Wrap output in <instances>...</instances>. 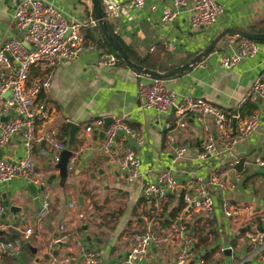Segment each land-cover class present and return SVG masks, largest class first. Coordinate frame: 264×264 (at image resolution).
<instances>
[{
    "label": "crops",
    "instance_id": "0c3cea01",
    "mask_svg": "<svg viewBox=\"0 0 264 264\" xmlns=\"http://www.w3.org/2000/svg\"><path fill=\"white\" fill-rule=\"evenodd\" d=\"M49 1L66 8L72 22L91 21L94 11L92 0H67L73 3L72 8H67L61 0ZM108 1L111 0H103L104 6ZM113 1L121 5L120 16L109 19L114 30L141 55L153 51L160 42L166 48L167 42H175L174 50L167 48L172 53L170 64L185 58L189 60L224 28L248 30L249 25L264 20V0H219L224 7L223 15L214 24L201 28L192 27L190 23L196 0H188L171 26L163 24L161 17L169 0H146L143 7L135 6L134 0ZM17 5L18 0H0V47L7 38L21 33L14 18ZM85 17L88 19L84 20ZM240 38L225 37L214 51L190 69L165 78L166 85L179 94V101L182 95L192 94L239 112L240 106L249 100L246 96L255 78L264 75V41L261 40L254 56L231 67L221 64L219 54L235 49ZM100 53L96 45L92 48L88 46L79 57L58 64L52 75L50 90L41 93L53 106L46 125L59 129V137L66 142V147L73 140L70 148L72 155L79 152L78 161L73 169L68 168L66 180L55 176L52 182H48L52 174L59 172V168L41 152L39 144L34 146L37 172L51 190L52 211L38 230L39 235H32L24 241L30 251L22 247L17 264H74L65 259L69 254L77 253L79 247L73 237L57 240L63 231L62 223L71 235L83 236V244L100 253L99 264H112L125 255L133 232L143 223L144 217L152 216L151 201L143 194V186L155 180L162 169H171L175 173L180 188L169 193L163 202L161 217L167 233L161 232V240L151 243V257L142 264H174L178 243L177 238L169 234L173 219L171 211L179 205L180 193L193 191L199 177L209 180L213 168L220 172L228 171L235 183L232 189L209 185L217 206L223 198H229L248 206L254 213H264L262 170L244 163L248 172L236 181L235 169L229 165L233 156L245 162L264 151L263 102H258L261 108L260 126L246 140L236 144L232 153L202 158L199 153L206 140V128L218 131L213 119L206 117L200 120L191 115L186 125L181 126L177 123L174 107L168 113H162L155 107L144 106L138 90L139 82L151 81L153 77L119 62L115 65L103 64L99 61ZM43 70L42 66H35L31 72L32 79L40 77ZM122 114H127L131 124L144 134L142 143L134 138L126 141L142 160L140 173L132 180L101 150L97 142L99 131L85 130L87 123L96 117ZM68 121L78 124L72 139ZM5 146L4 158L16 160L26 152L21 133L15 134ZM182 146L187 149L178 157ZM30 183L24 178L15 177L0 184V190L7 193L11 203L23 206V210L17 212V218L6 206L2 218L9 227L4 229L3 235L9 234L10 229L17 230L18 226L25 227L35 222L39 206L35 207V196L28 188ZM81 193L85 196L86 206L78 200ZM75 199L79 204L71 207L70 203ZM181 211H177V215ZM78 212H83L85 216L79 218ZM184 214V221L192 232L197 234V230L205 226L202 225L206 218L204 213L192 210ZM82 224H87L88 228ZM31 246L37 248L36 253ZM248 250L249 247L245 245V253ZM161 252L163 257L158 258ZM36 254L42 256L41 260H37ZM3 258L0 251V264H9ZM229 261L230 258L226 260L224 255L221 257V264H229Z\"/></svg>",
    "mask_w": 264,
    "mask_h": 264
},
{
    "label": "built area",
    "instance_id": "2783aa9c",
    "mask_svg": "<svg viewBox=\"0 0 264 264\" xmlns=\"http://www.w3.org/2000/svg\"><path fill=\"white\" fill-rule=\"evenodd\" d=\"M146 0H134L137 7H143ZM188 4V0H169L162 12V21L166 26H171ZM105 13L108 19L117 18L121 14V5L113 0L106 2ZM224 13V7L219 0H196L194 13L190 17L192 27L201 28L214 24ZM14 18L20 35L7 38L0 47V147L11 141L13 136L21 133L24 139L26 152L20 158L13 160L0 158V184L15 177L24 178L34 182L39 188L40 204L37 209L35 222L28 226H18L19 235L15 238H6L0 234V251L19 252L23 243L32 235H39L44 220L52 211L51 190L37 172V164L33 155L36 144L41 146V152L56 163L61 156V151L66 147V142L59 137V129L47 126L53 106L42 92H48L55 67L66 61L79 57L90 46L86 35V21H70L66 10L49 0H20ZM91 21H96L92 18ZM71 31L67 34L68 29ZM238 45L231 51L219 54L223 66L231 67L247 57L254 56L259 49V40L251 37H242ZM169 50H174L176 43H166ZM99 61L107 65L118 63V56L114 52L101 51ZM44 68L38 78L32 79L31 72L35 66ZM139 94L144 98V106L155 107L162 113H168L174 107L177 123L185 126L187 118L195 115L200 120L211 117L217 127V132L206 128V140L199 155L208 156L228 155L240 141L246 140L261 123V108L254 112L242 115L238 111L228 110L212 101L192 94H179L166 85L165 78L153 77L151 81H140ZM247 99L264 103V75L257 76L249 89ZM3 116H8L3 119ZM237 118V130L231 132L233 118ZM104 121L103 117L90 120L85 126L87 132L100 130ZM129 138L137 142L144 141L143 132L131 124L127 114L114 115L112 122L105 128V134L100 142L101 150L117 163L122 171H126L129 179L136 178L140 173L142 162L139 153L133 146L126 143ZM187 147L182 146L177 156H181ZM78 153H74L68 163V168L73 169L78 161ZM241 160L233 156L229 160L231 168L235 169V179L239 181L244 173L237 169ZM255 165L262 170L261 185L264 189V151L256 154L243 164ZM151 171V168H149ZM221 189H232L234 181L229 177V172H220L213 168L209 180L199 177L193 191L184 194V207L172 219V237L177 238L178 250L174 264H221L224 255L229 264H264V213H254L248 206L240 205L229 198H223L217 206L210 186ZM180 188V181L171 169H162L155 180L146 182L143 194L151 201L152 216H145L138 229L133 232L132 241L124 256L112 264H142L150 259V245L160 241L161 232L167 233L162 222L161 212L163 202L169 193ZM78 200L71 201V207H77ZM2 191L0 190V229L9 227L2 215L6 211ZM197 210L206 215L204 225L207 227L210 239L214 233H221L216 239L217 245L206 246L200 241L199 236L192 232L184 221V212ZM218 210V211H217ZM220 211V213H219ZM79 218L84 217L83 212H78ZM231 224L237 231L235 238L227 234V226ZM57 240H67L73 237L79 251L69 254L65 260L74 264H99L101 255L96 250L85 246L76 234L71 235L64 229ZM244 227L243 230L241 228ZM198 231V230H197ZM166 238V237H165ZM245 245L249 247L245 253ZM227 247L231 248L228 254Z\"/></svg>",
    "mask_w": 264,
    "mask_h": 264
},
{
    "label": "water",
    "instance_id": "95a60500",
    "mask_svg": "<svg viewBox=\"0 0 264 264\" xmlns=\"http://www.w3.org/2000/svg\"><path fill=\"white\" fill-rule=\"evenodd\" d=\"M19 2H20V0H18V3ZM92 2H93L94 15H95V18L97 20L98 25L100 26V29L102 30L106 39L110 42V44L118 52L120 57L130 67L135 69L137 72H139L141 74L149 75L151 77L168 78V77L174 76L176 74L183 73L184 71H186V70L190 69L192 66H194L196 63L203 60L205 56L209 55L212 52V50L214 49V47L227 36L251 37V38H254L257 40H263L264 39V32H253V31H250L247 29L227 27V28L220 30L198 53H196L192 58H190L186 62H184L180 65H177V66H175V67H173L167 71H160L157 69L145 67V66L137 63L136 61H134L130 57V55L126 51L125 47L118 40V38L113 33V31L110 29V27L106 21L104 11H103V1L102 0H92ZM70 31H71V28L68 29L67 34ZM143 100H144V98H143ZM7 117L8 116H3L2 118L7 119ZM112 120H113L112 115L105 116L104 121L101 125V128L98 132V139H97L98 143L101 142V140L105 134V128L108 126V124L110 122H112ZM68 124L71 125V135H70L71 138L70 139H72L73 136L75 135V130L77 129L78 124L74 121H68ZM236 130H237V118L235 116L233 118L231 132L235 133ZM72 141L73 140H70L69 147L67 146L64 149H62L60 159L55 164L56 167L59 168V172L57 174H52L51 178L48 180V182H52V179L55 176H60L63 180H66V178L68 176L69 159L73 153L72 149L70 148V146H72ZM5 148H6L5 145L0 147V158H4L3 155L5 152ZM8 159H10V158H8ZM28 188L30 189L31 194L35 196V198H34L35 207L39 206V204H40V196H39V192H38L39 187L37 186L36 183L31 182L28 185ZM40 188H43V185H41ZM2 194H3V198H4V204L15 214V218H17V212L23 210V206L15 204V203H11L7 197L8 195L6 192H3ZM78 200H79L81 205L86 206L85 196L82 193L78 195ZM82 225L84 226V228H86V229L88 228L87 224H82ZM243 229H244V227L241 228V230H243ZM4 232H5L4 229H0V234L3 235ZM31 248H32L33 252L36 253L37 248L35 246H31ZM225 252L229 254L231 252V248L227 247L225 249ZM46 256H48V255H46ZM36 257H37V260H41V258H42V256H39L38 254H36Z\"/></svg>",
    "mask_w": 264,
    "mask_h": 264
},
{
    "label": "trees",
    "instance_id": "16d2710c",
    "mask_svg": "<svg viewBox=\"0 0 264 264\" xmlns=\"http://www.w3.org/2000/svg\"><path fill=\"white\" fill-rule=\"evenodd\" d=\"M103 1V0H102ZM104 4H103V11H104V15L106 18V21L110 27V29L113 31V33L116 35V37L118 38V40L122 43V45L125 47L126 51L128 52V54L130 55V57L136 61L137 63L148 67V68H153V69H157L160 71H167L181 63H183L185 60H187L188 58H185L184 60L178 61V62H174L172 64H170V60H172V53L165 47V45L163 43L160 42V44L157 45V47L153 50L150 51L146 54H139L130 44H128L121 36L119 33H117L110 20L106 17V13H105V8H104ZM92 18L96 21L95 23L91 22V21H87V28H86V35L87 38L89 40V42H93L98 49H100L101 51H108V52H114L117 54L118 56V62L124 65H128L118 54V52L114 49V47L110 44V42L106 39V37L104 36L102 30L100 29V26L97 23V20L95 18L94 15V11L92 12ZM91 18V19H92ZM248 30L253 31V32H264V20L253 23L251 25L248 26ZM261 41H264L261 40ZM218 47V45H216L214 47V49L212 51H214L216 48ZM258 102L259 101H255V100H247L245 101L239 109V112L242 115H247V114H251L252 112H254L258 107ZM243 160H241L239 162V164L237 165V169H242L244 176L245 174L248 172V169H246L245 166H243ZM247 178V177H246ZM184 192L180 193V200H179V205L176 207L175 210H172L171 215L172 218L174 219L177 215V211L183 209L185 203H184ZM97 205V204H96ZM190 228V226H189ZM203 231H207L206 226H202ZM9 234L7 235H3V237L6 238H15L19 235V232L15 229H10V231L8 232ZM218 235H221L220 232L217 231ZM199 242L197 243L196 247H200L202 245V242H205V235H203V232H201V236L199 235ZM215 245V244H214ZM212 245V246H214ZM25 246V248L30 251L29 245L26 244V242L23 243V247ZM208 246H211V244H208ZM22 252V251H21ZM20 252H12V251H6L3 252V259L6 261V263L9 264H17L19 262V256H20Z\"/></svg>",
    "mask_w": 264,
    "mask_h": 264
},
{
    "label": "rangeland",
    "instance_id": "374dc122",
    "mask_svg": "<svg viewBox=\"0 0 264 264\" xmlns=\"http://www.w3.org/2000/svg\"><path fill=\"white\" fill-rule=\"evenodd\" d=\"M66 6H67V8H72V6H73V3L71 2V1H69V2H66L67 0H61ZM65 6V7H66ZM66 9V8H65ZM88 19V17H85V19L84 20H87ZM204 216V215H203ZM149 217V216H148ZM193 226H198V225H196V224H192ZM202 225H204V224H202ZM202 225H199V226H202ZM198 226V227H199ZM227 227V234H228V236L230 237V238H235V234L237 233V231L236 230H234L233 228H232V226H231V224H229V225H226ZM206 229H207V227H206ZM201 232H203V235H205V242H202L204 245H208V244H211V246L212 245H214V244H216V239L218 238V234H217V232L216 233H214V237H213V239H210V237H209V232L208 231H203V229H201V228H199L198 229V233H197V235L199 236H201ZM81 238L83 239V236H81ZM164 249V248H163ZM161 251V250H160ZM159 251V252H160ZM155 254H157V253H155ZM163 257V252H161V255H158V258H162Z\"/></svg>",
    "mask_w": 264,
    "mask_h": 264
}]
</instances>
